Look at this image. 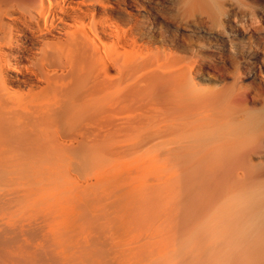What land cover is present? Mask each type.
Masks as SVG:
<instances>
[{"label": "bare ground", "instance_id": "bare-ground-1", "mask_svg": "<svg viewBox=\"0 0 264 264\" xmlns=\"http://www.w3.org/2000/svg\"><path fill=\"white\" fill-rule=\"evenodd\" d=\"M0 264H264V0H0Z\"/></svg>", "mask_w": 264, "mask_h": 264}]
</instances>
